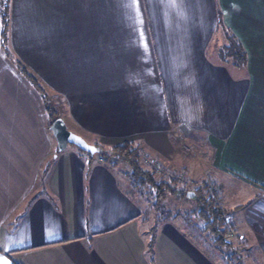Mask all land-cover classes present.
Wrapping results in <instances>:
<instances>
[{
	"label": "crops",
	"instance_id": "0c3cea01",
	"mask_svg": "<svg viewBox=\"0 0 264 264\" xmlns=\"http://www.w3.org/2000/svg\"><path fill=\"white\" fill-rule=\"evenodd\" d=\"M7 15L0 259L217 263L176 221L156 229L149 252L150 224L126 171L72 144L58 151L25 70L89 144H139L161 163L177 157L181 136L210 148L212 176L250 189L232 236L249 262H264V0H8ZM228 36L240 63L219 56Z\"/></svg>",
	"mask_w": 264,
	"mask_h": 264
},
{
	"label": "trees",
	"instance_id": "16d2710c",
	"mask_svg": "<svg viewBox=\"0 0 264 264\" xmlns=\"http://www.w3.org/2000/svg\"><path fill=\"white\" fill-rule=\"evenodd\" d=\"M0 5L1 37L2 42L5 43L8 27V0H0ZM219 56L222 59H231L236 64L244 59L243 51L238 42H235L230 36L227 37V44H223L219 48ZM21 71L30 85L40 94L49 126L61 115L57 102L42 88L34 76L25 70ZM92 145L100 147L101 152L91 155L76 148L90 157L98 156L111 167L113 162L124 164L128 168L125 177L128 180L129 187L138 193V201L141 199L140 202L147 207L146 213L143 209V215L148 216L150 213L154 215V220L148 232V249L150 253L156 229L166 222L180 218L179 220H183L188 224L189 228H192L191 230L196 232L207 243L208 247L218 254V257L231 264L243 263L242 260H235V257L238 259L241 256V247L235 242L236 239L240 240V238L236 236L234 240H231L227 237L235 230L232 225L231 209L226 208L221 202L219 189L213 191L210 188L211 185H217L215 181H190L186 175L187 169L185 167L186 170L183 176L172 171L169 174L163 173L157 177L153 166L143 168L142 162L145 158L143 153L147 152L142 151L139 144L122 142L120 144L102 145L94 142ZM45 173L46 170L44 169L43 175ZM173 196L181 198V200H192L194 207L191 210L177 214V216H168L164 210L163 201ZM145 222L147 221L145 220ZM186 234L192 239L190 234Z\"/></svg>",
	"mask_w": 264,
	"mask_h": 264
},
{
	"label": "rangeland",
	"instance_id": "374dc122",
	"mask_svg": "<svg viewBox=\"0 0 264 264\" xmlns=\"http://www.w3.org/2000/svg\"><path fill=\"white\" fill-rule=\"evenodd\" d=\"M56 102H57V105L59 106L58 109H59L60 114L64 115V113H66V109L63 111V109L60 108L61 103L58 101ZM67 146L69 147L71 145L68 144ZM143 154H144L143 156H145L144 161L142 162L143 168H150L151 166H153L155 168L157 177H159L160 174H163V173L169 174L172 171L178 172L179 174L183 176V173H185V170L187 169L186 175L188 176L190 181L191 180L192 181H205V180L215 181L217 185L215 186L211 185L210 188L213 191L219 189V195L221 197V202L226 208L231 209L232 225L234 229L238 228V221H239L238 210L240 208V206L238 205L242 204L246 200V198L248 197V194L250 193V189L246 187V185H243L237 181L225 179L223 177L221 178L219 176H212L213 175L212 170L209 169V165H208V163H211V157H212L211 156L212 152L210 151V148L208 149V147L205 146L204 144H201L200 141L192 139L191 137L181 136L178 140L177 157L172 161H169V162L165 161L161 163L160 161H157L156 159H154L155 158L154 155H151L148 152L143 153ZM118 168L121 170H125V171L128 170V168L122 163H118L117 168H116L118 171H120ZM120 173L123 175V171ZM212 177H215V179L213 180ZM119 180L121 181L122 184L125 181L121 178H119ZM132 192L134 195L136 196L138 195V193H136L133 189H132ZM141 206H142V209H144L146 213L147 207L144 206L143 204ZM163 207H164V210L167 212L168 216L169 215L177 216V214L179 213H182L187 210H191L194 207V203L192 200H181V198L173 196V197H168L167 199L163 201ZM179 219H175L178 225L183 229L184 232L191 235L192 239H194V241L198 243V245L202 248V250L210 258H212L218 264H231L230 262H226L223 258L218 257V254H216L212 249H210L207 243L204 242L203 239L196 232L192 231L191 230L192 228H189L190 226H188V224H186L183 220H179ZM141 220L143 221L146 220L148 224H150L149 226L151 227L152 222L154 220V215L152 213H150L148 216L144 215ZM142 226L145 227L144 224H142ZM227 237L230 238L231 240H234L231 233ZM240 252H241V256L238 259H236L237 257H235L236 261L242 260L243 263L241 264H253L249 262L250 261L248 257L249 255L246 249L243 250V247H241ZM258 264H264V262L262 263L259 261Z\"/></svg>",
	"mask_w": 264,
	"mask_h": 264
},
{
	"label": "water",
	"instance_id": "95a60500",
	"mask_svg": "<svg viewBox=\"0 0 264 264\" xmlns=\"http://www.w3.org/2000/svg\"><path fill=\"white\" fill-rule=\"evenodd\" d=\"M49 130L56 141L58 151H62L68 144H72L91 155L101 152L100 147L87 143L80 135L70 131L61 117L56 118L49 125Z\"/></svg>",
	"mask_w": 264,
	"mask_h": 264
},
{
	"label": "snow or ice",
	"instance_id": "6c2138e0",
	"mask_svg": "<svg viewBox=\"0 0 264 264\" xmlns=\"http://www.w3.org/2000/svg\"><path fill=\"white\" fill-rule=\"evenodd\" d=\"M138 0H129L130 6H135L137 4ZM137 12H138V8H137ZM0 264H7L6 261L0 259Z\"/></svg>",
	"mask_w": 264,
	"mask_h": 264
}]
</instances>
